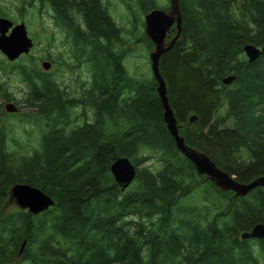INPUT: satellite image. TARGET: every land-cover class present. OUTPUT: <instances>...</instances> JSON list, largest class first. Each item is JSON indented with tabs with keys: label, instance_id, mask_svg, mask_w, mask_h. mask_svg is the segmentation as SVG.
Listing matches in <instances>:
<instances>
[{
	"label": "trees",
	"instance_id": "trees-1",
	"mask_svg": "<svg viewBox=\"0 0 264 264\" xmlns=\"http://www.w3.org/2000/svg\"><path fill=\"white\" fill-rule=\"evenodd\" d=\"M35 2L39 11L51 9L89 80L70 98L34 57L8 70L27 87L22 107L29 108L10 116L39 134L27 153L10 149L9 115L0 111V264H264V239L240 238L264 222V187L234 197L197 174L164 123L153 75L126 72L115 48L121 28L103 2L20 0ZM137 7L144 15L158 8L156 0H137ZM179 8L180 35L160 57L179 133L248 182L264 174V52L252 62L241 54L246 43L264 45V0H179ZM143 35L138 41L152 50ZM230 74L235 79L223 84ZM10 100L20 103L0 82V106ZM78 102L91 112L81 123L71 111ZM120 156L136 167L124 191L109 168ZM151 158L158 167L142 165ZM15 183L40 188L54 204L35 215L17 208L2 213ZM195 185L217 192L209 203L220 212L210 217L209 206L200 212L182 204Z\"/></svg>",
	"mask_w": 264,
	"mask_h": 264
},
{
	"label": "rangeland",
	"instance_id": "rangeland-1",
	"mask_svg": "<svg viewBox=\"0 0 264 264\" xmlns=\"http://www.w3.org/2000/svg\"><path fill=\"white\" fill-rule=\"evenodd\" d=\"M101 1L108 9L115 23L121 28V42L115 43V48L122 52V63L126 72L132 76L150 77L152 75L149 59L150 49L145 42L142 40L138 41V39H142L141 37L145 33L143 26L144 14H141L138 10L137 0ZM168 6L169 0H156V7L165 9ZM43 9L39 11L38 2L30 6L28 4L21 5L20 0H0V12L4 14L1 16L9 18L14 23L24 22L28 35L33 40V46L30 51L27 54L19 56L14 61H9L0 52V82H6L8 91L12 93L15 99L20 101V103H16L15 100L5 101L0 106V111L9 115L7 118L9 121L7 122L8 125H11L8 142L9 148L16 150L19 154L27 153L32 147L36 146L39 132L35 126L20 122L15 117L10 116L15 113L29 111V108L22 107V101L27 94V87L16 72L9 73L8 70L20 63L29 64L30 57L35 58L34 60L38 63L39 68H42V60H48L51 66L46 71L53 73L60 88H64L70 98L79 97L89 80L87 66L84 63H79L74 58L73 48L65 39L64 31L53 22L51 9ZM48 52L55 58V61L52 60L53 58L51 60L46 58ZM241 55L243 56L242 58H247L243 51ZM61 60H64L65 63L63 64ZM2 67H6V70ZM7 102H13L18 110L16 112L6 111L4 106ZM85 108L86 113L84 114L82 102H78L71 107L73 117H77V123H81L84 118H91L89 107L85 106ZM218 111L220 118L225 117L227 111L225 105L220 107ZM231 120H225V125H232ZM220 124L223 126V122ZM155 159L151 158L142 165L156 168L158 167V162ZM130 188H132V185L128 186L126 190ZM209 190L203 185H195L190 193L183 198L182 204L187 207H197L200 212L204 211V207L209 206V210H211L210 217H212L215 212H220L221 210H216L212 204L210 205L209 202L212 200L211 195L213 196L214 194V196L217 195L218 197L219 195L214 189L210 193ZM216 203L221 204L222 207L225 204V198L217 200ZM2 207L1 212L6 213L16 208L25 210L20 208L9 197ZM254 244H256L255 241Z\"/></svg>",
	"mask_w": 264,
	"mask_h": 264
},
{
	"label": "water",
	"instance_id": "water-1",
	"mask_svg": "<svg viewBox=\"0 0 264 264\" xmlns=\"http://www.w3.org/2000/svg\"><path fill=\"white\" fill-rule=\"evenodd\" d=\"M144 32L154 44L149 52L150 67L153 78L157 82L156 91L163 107L164 123L174 138L177 149L194 165L197 174L204 175L217 188L232 191L233 196H245L256 187H264V174L248 182H240L227 171L220 168L205 152L186 143L185 137L179 133L177 119L171 108L167 95L165 80L160 71L161 55L171 49L181 32V14L179 0H169V9L153 8L144 15ZM172 32L175 34L169 39ZM33 46V40L28 35L24 22L14 23L7 17L0 16V52L9 60L14 61L19 56L27 54ZM248 62L256 60L263 52V46L246 43L242 47ZM50 61L42 60L41 67L48 70ZM236 75L230 74L222 78L223 84H230ZM5 110L16 112L17 106L13 102L5 103ZM195 114L189 117L190 121ZM110 172L115 182L124 191L134 180L136 167L126 156L117 157L110 164ZM12 199L20 208L30 214H38L54 204L53 198L38 187L27 183H15L9 190ZM241 239H264V222L254 224L251 229L240 233ZM25 240L22 241L19 253L23 251Z\"/></svg>",
	"mask_w": 264,
	"mask_h": 264
},
{
	"label": "flooded vegetation",
	"instance_id": "flooded-vegetation-1",
	"mask_svg": "<svg viewBox=\"0 0 264 264\" xmlns=\"http://www.w3.org/2000/svg\"><path fill=\"white\" fill-rule=\"evenodd\" d=\"M23 249H24V248H23ZM22 252H23V251H22ZM22 252H21V253H22ZM21 253H20V254H21Z\"/></svg>",
	"mask_w": 264,
	"mask_h": 264
}]
</instances>
